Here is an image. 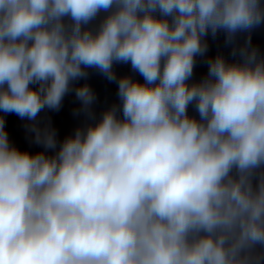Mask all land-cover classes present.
<instances>
[{
	"label": "clouds",
	"instance_id": "clouds-1",
	"mask_svg": "<svg viewBox=\"0 0 264 264\" xmlns=\"http://www.w3.org/2000/svg\"><path fill=\"white\" fill-rule=\"evenodd\" d=\"M262 23L261 0H0V113L44 149L0 115V264H264V57L249 35L189 83L209 33ZM89 68L120 104L58 141L39 115ZM74 91L94 120L92 89Z\"/></svg>",
	"mask_w": 264,
	"mask_h": 264
}]
</instances>
